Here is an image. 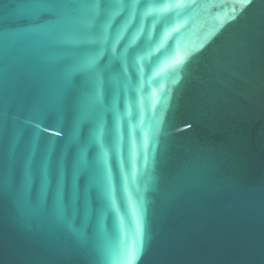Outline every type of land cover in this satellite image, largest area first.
Wrapping results in <instances>:
<instances>
[{
	"label": "water",
	"instance_id": "95a60500",
	"mask_svg": "<svg viewBox=\"0 0 264 264\" xmlns=\"http://www.w3.org/2000/svg\"><path fill=\"white\" fill-rule=\"evenodd\" d=\"M130 5L111 18L106 45L72 47L63 40L84 31L80 24L54 26L58 17L22 14L23 0H0V31L34 30L8 41L2 65L0 162L11 186L0 196V264H98L106 256L105 264H120L141 231L135 264H264V0H195L167 11L160 0ZM41 26L48 31H35ZM102 48L111 198L106 175L91 191L81 177L91 209L86 216L82 202L75 220L76 229L86 225L81 239L50 206H22L19 169L37 133L40 149L69 142L83 77L69 84L63 72L70 57ZM53 105L60 116L36 115ZM91 129L85 120L79 137L89 175L99 155ZM76 151L66 157L69 179Z\"/></svg>",
	"mask_w": 264,
	"mask_h": 264
},
{
	"label": "snow or ice",
	"instance_id": "6c2138e0",
	"mask_svg": "<svg viewBox=\"0 0 264 264\" xmlns=\"http://www.w3.org/2000/svg\"><path fill=\"white\" fill-rule=\"evenodd\" d=\"M142 0H131V7L135 8ZM195 0H160L162 10L167 11L171 7H179L194 3ZM245 4L251 0H243ZM106 5V7H102ZM125 6V0H23L22 14L26 16H36L47 14L58 17L51 22L54 26L66 23L80 24L84 31H80L65 38L63 43L72 47L82 45H106L108 42V29L111 18L116 12ZM73 13H84L82 19ZM105 16V22L100 25L98 34H93L92 29L96 25L99 17ZM34 31L32 29L22 30L17 33H5L0 31V79L3 75V61L8 52V41L19 39L24 32ZM35 31L47 32V26H41ZM115 53V48L112 49ZM103 55V48L99 53L87 52L75 58H69L70 63L63 72V78L71 84L77 76H82V101L81 116L74 122L72 135L68 143L57 151L55 142H50L40 149V137L34 135L26 147L22 163L19 169L18 198L22 206L26 209L33 207H51L55 216L65 222L70 230L76 233L81 239L85 238L86 225L80 229L74 227L76 218L80 215L82 202L85 215L91 209L87 199V192L81 191V177L88 176L89 188L95 186L96 177L107 176V184L104 187V195L111 198V174L107 171L108 152L104 146V125L99 116V110L103 105V87L107 67L100 64ZM54 110L60 116L61 108L53 105L49 109H41L36 113L43 117L47 111ZM8 118V112L0 101V132H2ZM85 120L92 124L89 143L99 148V155L95 165V173L89 175L92 165L87 158V153L80 146V127ZM25 123H32L29 117ZM34 127L40 128V121L34 123ZM59 134V133H57ZM73 145L77 146L76 156L72 161V173L69 179L66 157ZM11 182L6 186L3 179V165L0 162V196H3ZM70 214V215H69ZM143 234L140 232L139 242L131 250L121 249L120 264H135L143 251ZM110 257H104L98 264H105Z\"/></svg>",
	"mask_w": 264,
	"mask_h": 264
}]
</instances>
